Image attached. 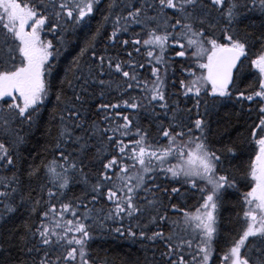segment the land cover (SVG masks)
I'll return each instance as SVG.
<instances>
[{"label": "snow or ice", "instance_id": "1", "mask_svg": "<svg viewBox=\"0 0 264 264\" xmlns=\"http://www.w3.org/2000/svg\"><path fill=\"white\" fill-rule=\"evenodd\" d=\"M101 4L0 0V264H90L89 241L109 221H127L115 231L153 246L150 264H209L224 192L240 190L238 145L211 139L213 116L230 103L247 117L248 164L242 226L221 262L264 264V25L258 34L239 28L247 12L264 13V0ZM96 12L102 22L57 82L66 34ZM116 48L125 58L110 54ZM173 63L178 81L168 77ZM50 95L48 139L39 159L25 157L23 126ZM182 188L199 193L194 210L173 202ZM17 213L26 214L20 224Z\"/></svg>", "mask_w": 264, "mask_h": 264}, {"label": "trees", "instance_id": "2", "mask_svg": "<svg viewBox=\"0 0 264 264\" xmlns=\"http://www.w3.org/2000/svg\"><path fill=\"white\" fill-rule=\"evenodd\" d=\"M108 0H102L101 9H106ZM102 22L101 12H96L89 20L87 25L78 26L74 31H69L66 34V44L61 47L60 54L56 57L55 68L52 73V77L57 80L63 79L65 69L71 63V61L79 54L81 47L83 46L85 39L94 34L97 26ZM264 25V13L259 10L247 12L242 18V22L239 28L242 31L258 32L261 26ZM107 27V32L110 33L111 27ZM136 31H139V26H135ZM106 35V34H105ZM106 39L98 38V50H102ZM56 43V41H54ZM131 50V49H129ZM255 51V49L253 50ZM110 54L119 53L122 58H125L126 54L119 48L109 49ZM169 53L174 57L175 61H180L183 58L175 57L174 50L169 49ZM137 60L142 61L144 57L134 54ZM87 59V57H85ZM180 65L173 63L172 67L168 70V77L171 81L175 78L177 81L180 79L179 73ZM175 69V75L173 73ZM145 76L150 75L147 68L141 70ZM254 71V70H252ZM251 72L247 62L242 70V77H250ZM245 85L251 83V79H243ZM178 88V84H177ZM169 83V91H175ZM135 94V93H134ZM48 104L39 110V113L35 116L34 123L31 128L28 126L23 127V133L26 137V142L21 146L20 152L25 157H35L39 159L38 153H42L46 140L48 139L47 130L52 128V112L54 110L56 101L54 96L50 95L47 99ZM181 105L185 103V98L180 97ZM188 106H191V102L188 101ZM131 110H129L130 112ZM218 114L213 116L212 131L213 135L211 139L217 141L220 139L234 141L239 148V159L235 161L232 171L236 175V179L239 181V191L234 189H227L223 196V205L218 209L219 212V228L217 236L213 242L215 248L214 261L218 262L223 255L225 246L229 245L232 239L239 233L241 228L242 212L240 211V204L242 200V192L245 189V181L243 179L244 170L248 164V147L244 142V138L248 136V127L244 123L247 119L246 115L241 112L240 105L228 104L221 105L218 110ZM253 119L255 117L253 116ZM144 125L147 126V119L143 120ZM27 125V124H25ZM54 130V129H53ZM27 134V135H26ZM7 143V142H6ZM82 186L77 185L73 191L78 195ZM184 195L174 199L173 202L177 203L179 207L185 210H194L195 206L200 202L199 193H193L191 191L185 192V189H181ZM23 210H21L22 212ZM182 213L174 217L179 219ZM26 214L21 215L17 213L14 218L16 224H20ZM116 227H127V221L124 225H113L110 221L103 230H94V238L89 241L88 254L90 258V264H150L153 259V246L149 242L141 243L138 238H133L127 235L121 236L115 231ZM156 255H159V250H156Z\"/></svg>", "mask_w": 264, "mask_h": 264}, {"label": "flooded vegetation", "instance_id": "3", "mask_svg": "<svg viewBox=\"0 0 264 264\" xmlns=\"http://www.w3.org/2000/svg\"><path fill=\"white\" fill-rule=\"evenodd\" d=\"M24 2H27V0H24ZM41 35H42V38H45V39H52L53 38L52 37V34L50 32H48L47 29H45V31L42 32ZM53 63L55 65L56 58L54 59ZM47 104H48V101L46 100L45 103L40 107V109H42L43 107H46ZM241 226H242V217H241ZM212 249H213V251H212V256H211V259L209 261V264H222L221 258H220V260L218 262H215L214 261V257H215V248H214V245H212Z\"/></svg>", "mask_w": 264, "mask_h": 264}, {"label": "rangeland", "instance_id": "4", "mask_svg": "<svg viewBox=\"0 0 264 264\" xmlns=\"http://www.w3.org/2000/svg\"><path fill=\"white\" fill-rule=\"evenodd\" d=\"M26 126H28V125H24L23 127H26ZM24 134V133H23ZM27 135V134H26ZM214 242V241H213Z\"/></svg>", "mask_w": 264, "mask_h": 264}]
</instances>
